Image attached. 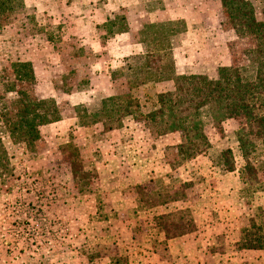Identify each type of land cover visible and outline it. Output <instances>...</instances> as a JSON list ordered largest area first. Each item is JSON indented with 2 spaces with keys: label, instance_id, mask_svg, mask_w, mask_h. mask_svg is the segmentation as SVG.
<instances>
[{
  "label": "rangeland",
  "instance_id": "1",
  "mask_svg": "<svg viewBox=\"0 0 264 264\" xmlns=\"http://www.w3.org/2000/svg\"><path fill=\"white\" fill-rule=\"evenodd\" d=\"M8 1L0 14V114L12 112L24 91L53 100L61 119L40 126L32 146L12 141L0 119V264H171L170 240L205 233L215 238L211 251L221 263L264 264L236 245L257 208L264 209V170L257 177L262 190H243L239 123L209 128V149L181 160L182 135L156 136L144 118L173 82L136 86L142 75L126 70L143 56L137 41L145 26L178 20L185 30L170 39L176 75L215 77L219 68L241 64L253 42L229 28L221 0H188L203 4L199 20L182 19L177 10L180 19L165 18L161 0ZM248 1L262 19V0ZM20 63L30 65L33 81L16 79ZM116 96L138 104L119 115V124L117 115L101 111L102 100ZM226 149L233 172L222 170ZM177 212L193 228L167 239L156 218Z\"/></svg>",
  "mask_w": 264,
  "mask_h": 264
},
{
  "label": "trees",
  "instance_id": "2",
  "mask_svg": "<svg viewBox=\"0 0 264 264\" xmlns=\"http://www.w3.org/2000/svg\"><path fill=\"white\" fill-rule=\"evenodd\" d=\"M262 2L263 18L258 19L250 1L221 0L229 28L237 38L252 40L253 43L242 52L241 64L221 67L215 77L201 74L176 75L170 57V39L185 30L180 20L145 26V30L149 31L143 30L142 39H135L143 45V56L135 58V64L126 68L136 69L142 75L140 82H134L136 86L149 83L151 79L173 82L172 90L156 96L154 110L144 115V118L156 136L177 132L182 135L183 140L177 146L181 160L194 159L209 149V128L217 129L227 120H236L239 123L235 132L236 144L243 162L238 172L245 187L243 190L252 194L262 190L260 185L257 186L260 184L257 177L264 170V0ZM8 3V0H0V14L9 7ZM13 67L16 79L33 81L34 75L29 64L20 63ZM21 69L26 71L22 73ZM121 98L125 99L122 101ZM121 98L116 96L102 100L101 111L106 117L113 113L117 115L115 119L118 124L119 115H131L134 110L130 108L138 106L130 96ZM0 119L12 141L32 146L40 137L39 127L59 121L61 115L53 100L37 99L22 91L18 92L17 107L12 112L4 108ZM112 127L109 124V128ZM220 156L222 170L233 172L235 161L231 149L222 151ZM72 172L75 176L76 168ZM183 218L184 215L177 212L174 219L160 216L156 221L169 239L192 230V221L185 219L186 228L180 222ZM164 221H170L174 227L166 228L168 226L163 225ZM236 245L238 251H264V209L257 208L255 215L240 230Z\"/></svg>",
  "mask_w": 264,
  "mask_h": 264
},
{
  "label": "crops",
  "instance_id": "3",
  "mask_svg": "<svg viewBox=\"0 0 264 264\" xmlns=\"http://www.w3.org/2000/svg\"><path fill=\"white\" fill-rule=\"evenodd\" d=\"M161 1H162L161 5L165 6L164 8L165 10L163 12H165L164 15H165V18L167 19H170V20L180 19L174 16L175 10L180 11V13L182 14V16L180 17L182 19H185V20L189 18L195 19V20L202 19L204 6L202 4L203 8H201V6L199 5L200 1L199 3L196 1L195 3H193V5L188 0H161ZM180 2L182 4H185V7L183 9L185 11V14L181 8L182 5L179 4ZM157 13H158V10H157ZM206 235L207 234L205 233L204 236H202L201 238L191 239L190 236H186L183 238L170 240L168 243H170L169 248H170V254H171L170 255L171 264H204L205 261H208L210 259L213 261L214 264H224L221 262L225 260L222 258H217L216 257L217 254L215 253V251L214 250H212L213 252L211 251V247L215 243V238L209 237V236L206 237ZM197 240L201 241L203 247L201 248H198L197 246L194 247V243L198 245L197 242H195ZM188 248H189L190 253H188V250H186ZM191 249L193 250L191 251ZM247 253H253L256 255L257 258L264 257L263 251H247ZM201 258H202V261H201ZM145 263H147V261ZM259 263H260V260L252 262V264H259ZM161 264H165V263L162 262Z\"/></svg>",
  "mask_w": 264,
  "mask_h": 264
}]
</instances>
